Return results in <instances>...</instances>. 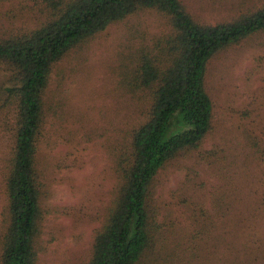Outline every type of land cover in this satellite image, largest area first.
I'll return each instance as SVG.
<instances>
[{
    "label": "rangeland",
    "instance_id": "rangeland-1",
    "mask_svg": "<svg viewBox=\"0 0 264 264\" xmlns=\"http://www.w3.org/2000/svg\"><path fill=\"white\" fill-rule=\"evenodd\" d=\"M198 21L230 20L264 0H180ZM41 5L0 0V35L33 29ZM168 19L142 9L107 26L56 62L44 94L38 142L44 209L37 264H88L94 235L115 196L114 159L143 119L144 91L125 72L168 31ZM212 128L196 149L159 171L151 207L161 225L159 264H264V32L216 53L207 65ZM0 65V237L5 180L14 145V106Z\"/></svg>",
    "mask_w": 264,
    "mask_h": 264
},
{
    "label": "trees",
    "instance_id": "trees-1",
    "mask_svg": "<svg viewBox=\"0 0 264 264\" xmlns=\"http://www.w3.org/2000/svg\"><path fill=\"white\" fill-rule=\"evenodd\" d=\"M29 1L43 7L44 22L0 35V65L9 82L6 97L15 111L0 264H37L44 215L37 152L54 64L110 24L142 9L165 15L169 28L148 50L140 49V57L124 73L123 87L132 93L144 91L148 107L115 156L117 189L95 232L88 264H159L156 239L162 229L151 207L154 181L170 160L198 148L211 130L207 65L222 49L264 32V2L230 20L206 24L180 0Z\"/></svg>",
    "mask_w": 264,
    "mask_h": 264
}]
</instances>
